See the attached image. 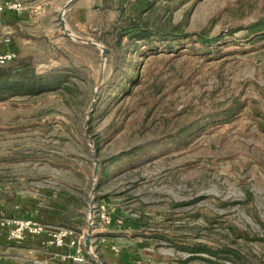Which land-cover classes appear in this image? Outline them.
<instances>
[{
    "label": "rangeland",
    "instance_id": "374dc122",
    "mask_svg": "<svg viewBox=\"0 0 264 264\" xmlns=\"http://www.w3.org/2000/svg\"><path fill=\"white\" fill-rule=\"evenodd\" d=\"M119 12L112 5L89 29L69 31L104 56L64 32L41 33L19 53L40 72L71 69L72 93L0 100V220L24 200L56 206L74 196L72 212L88 219L93 200L126 221L107 233L109 252L87 253L86 264H264V36L237 29L264 18V0L170 10L192 37L224 34L204 51L188 39L171 49L153 40L150 53L114 45ZM117 82L128 91L117 93ZM135 147L97 184L112 156ZM205 247L217 255L189 251Z\"/></svg>",
    "mask_w": 264,
    "mask_h": 264
},
{
    "label": "crops",
    "instance_id": "0c3cea01",
    "mask_svg": "<svg viewBox=\"0 0 264 264\" xmlns=\"http://www.w3.org/2000/svg\"><path fill=\"white\" fill-rule=\"evenodd\" d=\"M21 1L26 6L21 14L12 11L0 12V33L7 32L11 36L14 48L22 54V48L24 46L32 47V40L39 38L41 33L46 32L47 35H56L63 32L58 22V16L69 0ZM142 1L72 0L62 14L65 28L68 31H85L96 22L95 19L98 16L102 17L112 5L113 7L123 8L119 4L131 2L138 8L141 6ZM70 197L71 199L68 197L61 198L64 201L61 204H56V206H52L53 203L36 205L24 200L19 204L16 213L10 212L9 216L34 218L50 227L66 226L83 230L81 227L86 225L88 228L89 222L84 212L82 210L72 212L70 207L67 206L74 196ZM114 227L116 226L108 224L95 227L92 231L91 247L92 250L99 251L101 258H103V253L109 252L108 242H110V236L107 233L111 232ZM71 250L68 246L59 248L50 245L46 233L26 235L22 240H10L5 234V228L0 226V264H80L67 258L66 254ZM85 253H87L86 250ZM108 259H110L109 256Z\"/></svg>",
    "mask_w": 264,
    "mask_h": 264
},
{
    "label": "trees",
    "instance_id": "16d2710c",
    "mask_svg": "<svg viewBox=\"0 0 264 264\" xmlns=\"http://www.w3.org/2000/svg\"><path fill=\"white\" fill-rule=\"evenodd\" d=\"M187 1L189 0H143L141 6H139L140 8L138 7L139 9H135L131 14L125 13L124 9L120 8L118 18L111 25V31L115 35L114 45L125 46L126 49L129 47L131 49H136L140 45H144L145 51L150 53L156 48L153 44V40L157 39L161 44L171 49L175 44H180L184 39H188V41L200 42L202 44L199 51H204L208 47H212L224 36V34L209 36L205 30H201L195 34V37H192L191 33L183 31L179 22L173 23L170 10ZM190 1L195 2L196 0ZM237 29H244L248 36L258 34L260 35L259 37H263L264 18L257 19ZM11 45L14 47L13 41H11ZM18 57L19 53L17 52V57L14 60L7 64L0 65V100L16 95H36L51 90L61 91L64 95L67 93L71 95V69L58 68L47 72H40L29 62V59L27 60L26 57L19 59ZM124 79L129 83L134 82V72L127 73ZM118 83L119 82H117V84ZM128 88V85L122 86L118 84L115 90L117 93L122 94L126 93ZM136 149V147L131 148L112 156L107 167H103L100 170L97 184L103 181L109 166L114 162L119 161L120 163H127L132 160L130 155H132ZM123 155H127L124 160L121 159ZM98 198L99 197L95 196L96 201L104 200L103 198H99L100 200ZM104 201L109 202L110 200L106 198ZM110 216L112 218L110 223L111 226L120 227L122 223H126L125 219H122L121 224L116 221L117 218L121 217L120 212L117 210L111 213ZM129 221L131 225L140 223L139 220L134 219H130ZM224 249L225 248H222V250L219 251H225ZM200 250L210 255H217L218 253V250H211L206 247L189 248L190 252ZM86 256H88L87 253ZM117 261L121 262V259L119 260L118 258Z\"/></svg>",
    "mask_w": 264,
    "mask_h": 264
},
{
    "label": "built area",
    "instance_id": "2783aa9c",
    "mask_svg": "<svg viewBox=\"0 0 264 264\" xmlns=\"http://www.w3.org/2000/svg\"><path fill=\"white\" fill-rule=\"evenodd\" d=\"M26 9L21 0H0V12L12 11L21 14ZM11 36L5 32L0 33V65L7 64L17 57L16 49L11 45ZM94 208V206L92 207ZM111 216L108 214L105 204L95 205L92 215L88 216V222L94 227L108 225L111 223ZM116 221L121 223V219ZM0 226L5 228V234L10 240H22L26 235H38L46 233L48 243L55 247L68 246L72 250L66 254L67 258L73 261L86 264L87 258L84 249V231H77L70 227H50L44 222L30 217H7L0 220ZM111 249L116 251L114 245Z\"/></svg>",
    "mask_w": 264,
    "mask_h": 264
},
{
    "label": "water",
    "instance_id": "95a60500",
    "mask_svg": "<svg viewBox=\"0 0 264 264\" xmlns=\"http://www.w3.org/2000/svg\"><path fill=\"white\" fill-rule=\"evenodd\" d=\"M72 2V0H69L65 6L62 8L59 16H58V22H59V25L60 27L63 29V32H64V35L69 37V38H72V39H76V40H79V41H83V42H87L88 44H91V45H94V46H99L101 47L102 49V56H104L107 52V48L101 46L100 44H98L97 42L91 40V39H85L81 36H78V35H74L72 33H70L66 28H65V24H64V19L62 17V14L64 12V9L67 8L69 6V4ZM98 87H96L97 89ZM97 97V92L95 91V94H94V97H93V100L92 102L90 103V108L92 107L93 103H94V100L96 99ZM93 160H94V174L97 173V170H98V164H99V159L94 156L93 157ZM92 203H93V200L91 201V213H92ZM92 231H93V228L92 226L89 224L88 225V228H87V236L84 240V246H85V250L87 253H90L94 256L93 254V250H92V247H91V236H92ZM100 264V263H99Z\"/></svg>",
    "mask_w": 264,
    "mask_h": 264
}]
</instances>
